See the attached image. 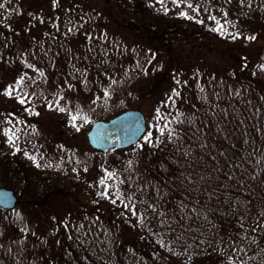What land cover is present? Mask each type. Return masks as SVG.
<instances>
[{"label":"trees","instance_id":"obj_1","mask_svg":"<svg viewBox=\"0 0 264 264\" xmlns=\"http://www.w3.org/2000/svg\"><path fill=\"white\" fill-rule=\"evenodd\" d=\"M129 1L140 19L147 16L139 10L150 8L145 11L152 12L151 27L116 24L120 10L99 13L81 0L56 2L40 11L25 7L23 0H0V52H11L12 62L43 68L23 75L31 91L36 89L28 85L38 84L53 85L54 94L66 89L69 98L86 88L85 93L113 91L117 105L112 110L91 111L104 119L129 109L121 105L124 92L133 93L121 80L125 62L135 64L134 55L145 46L157 52L155 46L163 45L170 52L167 38L177 28L166 19L169 6L191 7L200 11L196 17L212 12L223 35L250 40L255 34L256 40H264V0H152L165 9L162 14L149 0ZM18 18L21 22L5 25ZM183 19L193 21L186 12L175 20ZM262 54H240L229 69H195L191 75L170 54L165 61L156 57L158 85L149 95L167 83L158 103V125L151 142L133 146L134 153L116 151L112 162L108 156L107 202L89 206L91 213L71 223L54 224L63 239H56L59 248L51 255L41 246L54 240L46 234L39 238L37 224L27 233L19 223L23 233L8 238L4 227L14 224L0 221V264H17V258L23 264H264ZM79 208L84 209L82 201Z\"/></svg>","mask_w":264,"mask_h":264},{"label":"rangeland","instance_id":"obj_2","mask_svg":"<svg viewBox=\"0 0 264 264\" xmlns=\"http://www.w3.org/2000/svg\"><path fill=\"white\" fill-rule=\"evenodd\" d=\"M64 0H57V3H62ZM25 7H32L37 11L46 10L52 8L53 0H23ZM44 3V4H43ZM85 6H91L96 9L97 12L102 13L103 10L116 11L117 9L121 11L120 17L115 21L117 23H125L129 25H134L135 27H151L149 24V14L152 12L145 11L144 6L139 11L142 14H146L147 18L140 19L138 14H135L132 10L129 0H81ZM149 5L151 8H156L158 14H162L165 10L160 4L155 1L149 0ZM65 5L64 3H62ZM67 5V4H66ZM82 5V4H80ZM44 6V7H43ZM131 8V9H130ZM149 8V7H146ZM163 8V9H162ZM1 9V8H0ZM40 9V10H39ZM150 9V8H149ZM190 10V11H189ZM189 10L179 4L168 7V12L166 11L167 21L170 24L175 25L177 31L172 37L167 38V46L169 51L166 52L163 45L155 46L157 52H154L153 48L144 47L142 52L136 53L135 64L130 65L129 62H125V67L120 69V73H124L121 78L122 82H125L127 89L133 90V93L128 91L124 92L125 103L121 105L127 106L129 109L141 110L148 123V131L144 137L140 140L137 145L147 144L148 138L151 133L156 129L158 125V103L162 99L166 90L164 89V84H160L159 90L156 91L155 95L150 96L149 91L154 88V76L155 72L158 70V66L154 59L157 57L158 60H167L168 55L170 58H175L180 65L187 67L189 71H186V75L192 73L193 70L199 69L204 71L205 69H229L233 67L235 59L241 60V56L244 53L247 56L262 57L264 53V40H256L255 34L251 37L255 39L247 40L246 38H234L230 34L223 35L215 27V22H213V13L208 12L202 17H196L200 14L191 7ZM187 13L191 17L192 22L188 19L185 21H178V19L183 13ZM37 13V12H36ZM149 13V14H148ZM194 15V16H193ZM152 16V15H151ZM156 16V15H155ZM156 18V17H155ZM22 18H18L14 23L5 21V25L9 28L15 23L21 22ZM48 23V30H50ZM164 27V26H163ZM36 30L37 35H39L38 27H33ZM40 36V35H39ZM241 54V56H240ZM137 58V60H136ZM0 60V187H6L13 189L17 196L24 190L25 181L23 173L20 170V161H26L29 157L23 155V151L20 153H8V137L12 136L13 148L18 146V141L22 140L23 126L26 130H31L34 128L37 132H42L43 136L50 134L52 137V142L48 140L45 144V149L50 150L52 156L56 158L61 154L60 149L68 144L69 149L74 148L83 152H92L88 140L87 131L89 129L88 125L97 119L96 115H92L91 111L96 114H104L105 112L112 110L117 104L113 91L108 97L104 96V89L94 90L93 93L81 91L82 93H77V98H69L68 91L65 89L61 94H54L53 86H38L33 87L35 90L31 91L24 81L23 75H28L31 73L35 74L36 71H40L38 68H30L24 66L22 63H17L13 61L9 63ZM15 62V63H14ZM34 62V61H33ZM161 61H159L160 63ZM39 63V62H38ZM19 64V65H18ZM127 68H130L131 73L127 74ZM39 73V72H38ZM112 78V77H111ZM188 78V76H187ZM22 79V83H18ZM120 80V81H121ZM191 81V79H189ZM106 79H104V84ZM117 83V82H116ZM156 83L155 86H157ZM11 88V95L7 92ZM27 88L28 90H25ZM118 88V87H117ZM114 89V86L112 87ZM169 96V95H167ZM99 97V99H96ZM23 99L24 103H20ZM70 100V101H69ZM69 101V102H68ZM63 108L64 111H60ZM126 109H120L110 115L105 116L104 120H108L113 116L119 114ZM100 112V113H98ZM72 116H77L76 121L72 120ZM87 118L85 127H78L79 121L85 122L84 118ZM99 117V116H98ZM28 120V122H27ZM31 128H30V127ZM35 126V127H34ZM29 127V128H28ZM79 129V130H77ZM154 135V133H152ZM26 135H24L25 137ZM59 141V142H57ZM21 145L23 146L22 142ZM48 146V148H46ZM39 147L41 148L42 145ZM133 147V148H134ZM43 148V147H42ZM129 148L122 150V153H134L136 149ZM17 149V148H16ZM67 150H64L65 154ZM68 153V152H67ZM33 161L29 162L27 167V178L31 182L30 187L28 186L27 194L24 195L23 200H21L14 210L8 211L6 213L0 210V221L2 225H11V228L4 227L5 236L8 238H13L14 235H18L22 229L19 223L25 224V232L29 233L37 224L39 238L45 234L51 237L54 241L45 243L41 246V249L51 255V250L54 248H59L56 243V239H63L62 229H58L53 226H57L58 222L69 221L70 223L76 220L78 217H82L81 214L91 213L89 206L93 205H104L107 200L104 195L105 192L102 191L103 187H98L95 185L98 178L104 180V171L100 167L103 164V157H95L96 165L95 167L89 161L87 167L84 170L80 167L76 169L72 168H59L58 170H42L41 166L35 168L34 165L37 161V152L32 147L29 154ZM110 156L108 161L112 162ZM91 159V158H90ZM93 166V167H92ZM32 168V169H31ZM99 183V181H98ZM100 184V183H99ZM102 185V184H101ZM56 190H59L57 193ZM32 191L31 195L26 197ZM101 191V194H100ZM74 195V196H73ZM31 197L37 200H41L40 204L32 203L28 206L25 201H30ZM79 201L84 203V209L79 208ZM103 201V202H101ZM104 203V204H103ZM85 205H88L86 207ZM13 219V217H15ZM44 221L46 225L39 224L40 221ZM24 229V227H23ZM66 232V231H65ZM23 233V231H22ZM55 235V236H54ZM57 235V236H56ZM43 241V240H42ZM41 242V240H40ZM60 242V241H57ZM2 243V242H1ZM3 248L6 246L3 244ZM13 249L12 247H9ZM23 258H17V264L22 263Z\"/></svg>","mask_w":264,"mask_h":264},{"label":"flooded vegetation","instance_id":"obj_3","mask_svg":"<svg viewBox=\"0 0 264 264\" xmlns=\"http://www.w3.org/2000/svg\"><path fill=\"white\" fill-rule=\"evenodd\" d=\"M11 56H12L11 52H4V53L0 52V57L8 59L6 61H8L9 63L12 62V61H10ZM16 62L20 63L19 61H16ZM30 68L34 69V68H37V67H30ZM38 69L40 71L43 70V68H40L39 66H38ZM40 71H36L35 74L40 72ZM28 86L29 87H34L35 85H33V86L28 85ZM38 86H44V85L38 84L37 87ZM52 88L53 87H51V89ZM27 122H28V120H27ZM86 123L87 122L79 121L77 126L84 128ZM88 131H89V129H88ZM88 131H87V134H88ZM24 135H26V136L24 137ZM49 135L50 134L47 133L46 136H43L41 131L37 132V130H35L34 128H31V130L29 131V130H26V127L23 126L22 140H19L18 141L19 142L18 146H16V148L18 150L16 148H13L12 144H10V142H8V146L7 147H8L9 155H12L13 152L14 153H18V152L20 153V151H23L22 148L24 147L23 155L26 156V157H29L26 161H24V160L20 161V170H21V173H23L24 181H25L24 190L19 194L20 201L23 200L24 195L27 194V190L26 189L28 188V186L30 187V184H31V182L29 181V178H27V167L26 166H28V160H29V162H31V160L33 161V158H31L29 156V154L31 152L32 147L34 148V146H35V149H36V152H37V161H36L34 167L35 168H39L38 166H41L42 170H44V171L58 170L59 168H72V169L74 168V169H76L78 167H80V168L85 170V166L87 167L89 161L91 163L93 162L92 165L95 167V165H96V161L94 160L95 157H98V156L99 157H103L104 160H103L102 166L100 167L101 163H100V165H97V166H99L98 169L101 168L104 171V180L98 178V181H99L100 184L96 180L95 185H97L98 187H103L102 191L105 192L106 178H107L105 170H106V165H107V158H108V156H112L113 153L116 152V151L112 150L109 153H106V152H103V151H98L96 149H93L89 145L90 148L92 149L91 150L92 152H90V153L86 152L85 153V152L82 151V153H79V151L74 149V148H70L69 149L68 144H66L65 147H67V148L60 149L59 152L61 154H59L60 156L56 158L55 156H52L53 154L50 153V150L45 149V144L48 142V140L52 142V137L49 136ZM8 140H9V137H8ZM21 142H22L23 146L21 145ZM57 142H59V141H57ZM39 144H40V146L42 145L43 148L42 147L40 148ZM46 148H48V146ZM64 150H67L68 153L66 152L64 154L63 153ZM101 181H104V183H101ZM31 192L32 191H29L30 194H28L26 197L32 196ZM56 192L58 193L59 190H56ZM100 194H101V191H100ZM41 202H42L41 200H37V202H35L34 197L33 198L31 197L30 201H25L24 200L23 203H26V205L28 206L29 204L31 205L32 203H35L34 205H36V204H40Z\"/></svg>","mask_w":264,"mask_h":264},{"label":"water","instance_id":"obj_4","mask_svg":"<svg viewBox=\"0 0 264 264\" xmlns=\"http://www.w3.org/2000/svg\"><path fill=\"white\" fill-rule=\"evenodd\" d=\"M137 127L139 130H137ZM148 128L145 114L137 109L125 111L109 121L96 122L88 134L92 147L108 151L125 149L136 144ZM18 201L14 190L0 188V208L13 209Z\"/></svg>","mask_w":264,"mask_h":264},{"label":"snow or ice","instance_id":"obj_5","mask_svg":"<svg viewBox=\"0 0 264 264\" xmlns=\"http://www.w3.org/2000/svg\"><path fill=\"white\" fill-rule=\"evenodd\" d=\"M56 2H57V0H53L54 6H55ZM3 7H4V4H3V3H0V8H3ZM69 31H71V29H69ZM250 39H255V37H250ZM40 75H43V73L41 72ZM18 83H22V79H21L20 81H18ZM115 83H116V81H115V80H112V84H115ZM7 94H8V95H11V88H9ZM173 95H175V96H179V93L176 92L175 90H173ZM104 96H105V97H108V96H109V92H108V90H105V91H104ZM97 99H99V97H97ZM170 99H171V97H170ZM20 103H24V100L21 99V100H20ZM173 103H174V101H173ZM60 111H64V109H63V108H60ZM158 112H159V110H158ZM77 119H78L77 116H72V120H73V121H76ZM82 119H84L85 122H87V118H86V117H84V118H82ZM165 127H167V125H165ZM77 130H79V129H77ZM137 130H139L138 127H137ZM160 131H161V135H163L164 130L161 129ZM170 135H171V130H170ZM9 142H13L11 136H9ZM148 142H151V141H150V136H149V138H148ZM17 150H18V149H17ZM186 154H187V153H186ZM128 163H129V167H131L132 161H129ZM85 170H87V169H85ZM111 175H112V174H109V178H111ZM101 183H104V181H101ZM104 195H107V193H104ZM112 203H115V200H113ZM126 206H127V205H126ZM133 214L135 215V212H133ZM161 215H163V213H161ZM262 215H264V213H262ZM241 227H243V225H241ZM253 231H255V228L253 229Z\"/></svg>","mask_w":264,"mask_h":264}]
</instances>
